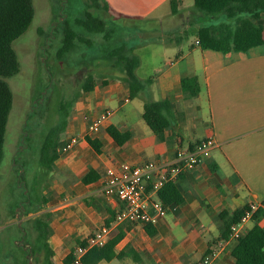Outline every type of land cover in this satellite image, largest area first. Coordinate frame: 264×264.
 <instances>
[{"label": "crops", "instance_id": "crops-1", "mask_svg": "<svg viewBox=\"0 0 264 264\" xmlns=\"http://www.w3.org/2000/svg\"><path fill=\"white\" fill-rule=\"evenodd\" d=\"M105 1L111 14L125 20L157 22L172 17L177 36L169 41L175 45V60H167L153 76L140 79L151 81L144 92L145 100L169 99L175 104L177 124L166 130L165 141H159L140 119L145 103L141 98L142 114L135 107L125 109L117 113L118 124L109 118L101 130L92 133L89 126L106 102L112 104L118 94L126 95L127 102L136 98H130L129 84L122 80L124 69L116 70L112 75L115 78H107L108 83L96 81L93 91H83L60 134L62 146L73 137L79 138V143L60 154L43 194L47 199L44 212L49 213L54 260L59 264H76L78 248L83 247L79 243L88 245L92 236L108 226L112 229L109 240L122 236L116 252L126 251V257L115 260L125 264H197L207 255H213L210 264H236L233 250L238 239L231 235L227 239L222 237L220 214L264 200V44L229 54L201 48L196 33L202 25V15L195 10L194 0H180L179 13L175 15L170 0ZM162 10H166L165 14H159ZM191 32L195 34L194 42L186 39ZM137 49L134 46L138 55ZM192 76L197 77L201 87L196 102L181 85L184 77ZM155 94L157 98H153ZM201 108L208 109L209 118H196L201 124L195 127L193 113ZM188 118L195 136L185 143L183 133L191 129ZM111 125L129 134L122 146L108 133ZM209 138L215 140L216 146L196 169L185 172L177 182L185 203L167 208V216L153 225L154 236L140 223L116 222L112 213L117 215L119 202L101 192L109 167L123 162L153 161L150 158L170 160L179 150L193 149ZM89 139L99 144L100 152ZM91 171L96 180L85 184L83 178ZM256 225L264 229V214L242 225L240 234L244 236Z\"/></svg>", "mask_w": 264, "mask_h": 264}, {"label": "trees", "instance_id": "trees-1", "mask_svg": "<svg viewBox=\"0 0 264 264\" xmlns=\"http://www.w3.org/2000/svg\"><path fill=\"white\" fill-rule=\"evenodd\" d=\"M84 1L86 5L84 16L78 18L76 24L87 33L99 34L105 40H110L112 29H109L107 18L104 16L106 12H111L109 3L105 0ZM170 3L172 14H178L181 1L170 0ZM194 8L200 13V17L202 15V25L196 33L201 48L229 54L231 52H247L264 44V0H194ZM34 16L33 0H0V166L4 159L7 125L14 100L13 92L7 80L20 72L18 54L13 44L28 31ZM219 16L222 17V22L219 24L213 26L203 24L205 18ZM65 24L67 27L64 29L62 45L57 50L59 59L68 57L77 47L78 41L90 42L71 28L67 20H65ZM107 58H109L108 60L112 59L117 70H122V64H125L123 70L125 76L122 80L129 84L130 98L140 97L144 99V92L151 81L142 80L137 76L136 71L141 61L139 56L134 53V47L122 45L110 50L106 56ZM103 83H108V79H104ZM95 85V77L89 75L83 84L82 91L91 92L94 90ZM181 85L183 91L191 98L198 97L201 92V87L195 76L184 77ZM75 102L76 98L60 103L57 122L49 127L45 133H42L43 138L38 140L39 167L47 173L54 170L60 157V150L63 147L60 134L68 125V118ZM39 104H41V99H39L37 105ZM175 112L176 106L169 99L161 101L145 100L143 118L159 141L166 140L165 132L173 127ZM28 126H30L29 121L26 124V129ZM107 131L118 145L122 146L127 141L129 135L127 132H121L112 125L107 128ZM30 134L24 136L23 140L30 141ZM89 142L97 152H100V146L96 141L89 139ZM24 173L27 172H23L21 175L18 174V185L23 192L26 189L27 194L24 195L25 199L17 207L24 208V215L28 219L21 226H17L14 232V234H18L21 242L18 247L26 256L31 253L37 264H56L54 260L55 252L50 243L49 213L43 211L47 199L42 192V179L36 173L28 183L25 181ZM95 180L96 176L93 171L83 178L85 184L92 183ZM159 196L166 208L185 203V197L177 183H167L160 191ZM247 208L248 206L233 213L223 211L220 214L222 237L224 239L231 235L232 226L240 223ZM15 209L11 213L16 211ZM33 213H36L37 216L30 217ZM112 214L116 217V212ZM262 214L264 212L256 213L254 218L256 219ZM144 227L150 236L155 235L153 225L148 224ZM121 238V235H117L103 246L88 249L81 258V264H99L102 261L111 262L115 259L125 258L126 251L116 252V245ZM79 245L86 247L87 244L80 242ZM26 246H29V250H25ZM233 257L236 259V264H264V229L256 225L251 231L240 237L237 246L233 250ZM74 260L75 255L73 253L72 261L74 262Z\"/></svg>", "mask_w": 264, "mask_h": 264}, {"label": "rangeland", "instance_id": "rangeland-1", "mask_svg": "<svg viewBox=\"0 0 264 264\" xmlns=\"http://www.w3.org/2000/svg\"><path fill=\"white\" fill-rule=\"evenodd\" d=\"M33 3L35 8L33 22L28 31L13 44L19 58L20 72L7 80L14 100L7 125L4 159L0 166V264H30L29 259L27 261L28 256L18 247L21 245L18 234H14L20 221L22 225L28 219L24 215V208L17 207L27 194V190L23 192L18 185V174L27 172L24 173L25 181L29 183L37 173L42 179L43 194L48 189L51 172L47 173L39 167L38 140L43 138L42 133L57 122L60 103L82 98L84 94L82 87L89 75H93L99 84H102L105 78L110 79L117 69L112 59L108 60L106 56L110 50L122 45L138 46V56L143 63L136 71L139 78H149L157 68H163L167 60H175V45L169 40L177 35L170 16L157 22L132 21L106 12L104 16L107 18L109 29H112V34L110 40H105L102 35L87 33L76 24V20L84 16L86 7L84 0H33ZM165 11L162 10L159 14H165ZM65 20L82 38L90 42L78 41L77 47L68 57L59 59L57 50L62 45L64 29L67 27ZM220 22L222 17L219 16L205 18L203 24L213 26ZM186 39L188 42H194L195 34L188 33ZM121 68L125 69V65L122 64ZM155 96L156 94L153 98H157ZM39 99L41 104L37 105ZM192 101L196 102L197 99ZM142 102L140 97L127 102L126 95L118 94L112 104L106 102L101 107L98 117L104 110H111L109 118L116 125L119 118L117 113L125 109L135 107L137 110L140 109L142 114ZM121 103L125 106H121ZM74 104L76 106L77 101ZM193 114L194 119L201 118L206 121L209 118L207 108H201ZM140 119L147 125L142 115ZM197 119L195 127L201 124ZM187 120L191 129L183 133L185 143L189 142L187 140L193 141L195 136L191 119ZM28 121L30 126L26 129ZM28 133H31V140H23ZM14 209L16 211L11 213ZM36 216L37 214L33 213L30 217ZM55 263L59 264L58 260ZM32 264H37L33 258ZM111 264L125 262L115 260Z\"/></svg>", "mask_w": 264, "mask_h": 264}, {"label": "built area", "instance_id": "built-area-1", "mask_svg": "<svg viewBox=\"0 0 264 264\" xmlns=\"http://www.w3.org/2000/svg\"><path fill=\"white\" fill-rule=\"evenodd\" d=\"M197 43L199 44L198 41ZM111 114V110L103 111L91 122L90 132L101 130ZM78 143L79 138L73 137L61 148V153L71 150ZM215 146V140L209 138L193 149L179 150L175 158L170 160L146 161L139 164L123 162L109 167L101 183V192L105 197L119 202L120 210L116 215V222L156 225L161 218L167 216V208L159 196L162 188L167 183H177L185 172L196 169L203 157ZM259 212H264V200L248 205L240 223L232 226L231 237H242L239 228ZM111 232V227L103 226L89 239L86 247L78 248L75 263L81 264V258L88 249L105 245ZM212 258L213 255H207L197 264H210Z\"/></svg>", "mask_w": 264, "mask_h": 264}, {"label": "water", "instance_id": "water-1", "mask_svg": "<svg viewBox=\"0 0 264 264\" xmlns=\"http://www.w3.org/2000/svg\"><path fill=\"white\" fill-rule=\"evenodd\" d=\"M19 218V215L17 216ZM20 226H21V221H20ZM25 250H29V246L25 247ZM29 263L32 264V254L30 253L28 255Z\"/></svg>", "mask_w": 264, "mask_h": 264}]
</instances>
